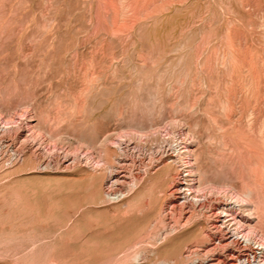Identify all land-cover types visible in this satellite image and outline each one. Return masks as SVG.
I'll use <instances>...</instances> for the list:
<instances>
[{"label": "rangeland", "instance_id": "1", "mask_svg": "<svg viewBox=\"0 0 264 264\" xmlns=\"http://www.w3.org/2000/svg\"><path fill=\"white\" fill-rule=\"evenodd\" d=\"M0 99V264L235 262L203 236L228 231L230 187L193 172L187 222L150 178L170 157L264 196V0H0ZM109 155L135 191L113 193Z\"/></svg>", "mask_w": 264, "mask_h": 264}, {"label": "bare ground", "instance_id": "2", "mask_svg": "<svg viewBox=\"0 0 264 264\" xmlns=\"http://www.w3.org/2000/svg\"><path fill=\"white\" fill-rule=\"evenodd\" d=\"M106 154L107 153H105V155ZM110 155L107 156V157L105 156L106 159H105V163L104 164L106 165V169L110 170L109 171L110 172V176L108 177V180L113 185L116 186V191H114L113 193L114 194H116V193L117 194L118 193L124 194L125 192L126 193L128 191L130 192L131 189H134V190H132V192L135 191L139 187L138 182L136 180V176L131 175L130 171L128 172V170H127L128 167L127 168L125 167L126 163L124 164V160H120V159L116 160L115 159V161H112L111 158H110ZM194 162H195V159H194ZM172 163H173V160L170 157H168L166 159H159L157 161V164L155 165V167H156V170H155L156 175L150 178L151 180L152 179L155 180L154 182L158 181V183H165V182L170 183L171 184L170 190H171L172 195L175 196V198H178V197L180 198L179 195H175V194H183V200L184 201L178 202L180 199L179 200L177 199L175 201L170 202V204H171V214L172 213L174 214L175 212H177L179 214V216H182L183 218L185 217L186 214H188V217H186V218H187V222H189L192 219V215L194 214L195 209H196V206L194 207V203L196 205V202L199 201V200H197L198 198L206 196V195L196 196L194 194L195 192L193 191V189H195L196 187H195V184L193 183V181L195 180V178H194L195 176H194L193 172L196 173L197 176H198V180L196 179L197 183H198V187H197L198 189L196 188L197 190H201V189L206 188L209 191H211L212 189H214V190L216 189L218 192H220V191H224L225 189L230 187V192H231L232 195L229 197V199H231L232 202L224 204V207L221 206L222 210H220V213L222 214V216H223V218L225 220V223H226V227L224 226V228H225V230H228V231L225 232L224 229L222 230L221 228L219 230H217L218 234L221 235L219 238L216 237L217 235L215 233L214 234L210 233L211 235L208 236V235L203 234V232H202V234L204 236V241H206L205 244H214V240L216 239L218 241V243H215L214 246L212 247L213 251L215 250V251H221L222 253H225V254L227 253L226 255L231 256V258H233L234 261H235V262H230L229 263L228 261H225L223 259L217 258L216 260H218L217 262L220 263V264H237V262H239V264H250L249 256L251 254L249 256H247L245 254H243V255L238 254L237 255L235 252H236V250L238 248L241 247L242 242L240 241V239L243 238L244 241H247V242L253 241L255 244H257L259 246V251L258 252H260V254H261L259 257H256L255 255H253L254 259L256 258L254 264H263L264 263V259H263L264 258L263 257L264 256V196H262V195H260L258 193V191L255 189V187L252 186V183H250L249 181L242 180V179L237 184V187L236 186H232L231 183H218V182H216L214 180H210V178L207 181L206 180L203 181L204 175L206 174L205 171L202 172L200 167L199 168L196 167L195 169L192 168V166H193L192 164L189 165V166H185V167H187V169H185L183 171L185 175L183 174L184 176L179 178V176L177 175L178 173L174 174L175 168L173 167L174 165H172ZM185 163L186 164L190 163V161H187ZM130 175H131V177H130ZM213 176H214V174H213ZM177 178H178V180H177ZM198 206H200V210L199 209L198 210L201 211V212L206 207H208V206H206L203 203L201 204L200 202L198 203L197 207ZM208 208H210V207H208ZM236 210H243L244 211V213L241 216V219L240 218L239 219L236 218V216H235ZM213 211H212V208H211V209H209L208 213H211L213 215L215 213ZM203 215H205V217H206V214H202L201 213V216H203ZM212 217L213 216H211V218ZM217 217H220V216L218 215L214 219H216ZM201 219H204V218H201ZM252 219L256 220V223L254 225H252L251 222H250V220H252ZM193 220H195V219H193ZM231 221H235V222H234V224H231V226H230ZM208 222H206V223H208ZM178 224H179V222H178ZM211 225H213L214 228H217V226L215 224H213L212 222H211ZM184 226H185V224H184ZM196 226H195V229H196ZM232 226H234V227L231 228ZM193 227H194V225H193ZM242 229L250 231V233H252V235H253V233L258 232L255 235L259 236V233H260V236H259L260 240L256 241L253 237H251L249 235H245V234L243 235L242 234V231H243ZM174 230H175V228L171 227L169 230H165L161 234H164V237H167L169 234L170 235L171 234L175 235ZM207 230H208V228H207ZM181 233H185V232H181ZM227 234H231L230 237H226ZM190 235H189V237H190ZM240 235H241V238L239 239L238 237ZM178 236H180V235L178 234ZM182 236H183V234H182ZM214 237H216V238H214ZM222 237H224V238H222ZM196 238H197V236H196ZM175 239H177V238H175ZM228 239H231V240L229 242H225ZM190 240H191V238H190ZM114 250H115V248H114ZM122 256H123V254H122ZM137 257H138V255H137ZM250 257H252V256H250ZM134 258H135V256H134ZM94 259H95V257L92 258V257L88 256L87 259L84 260L85 262H83V263L84 264H90V263H92V261L94 262ZM96 259H97V257H96ZM112 262H114V261H112ZM190 264H208V262L206 260H203L201 257L198 256V257H196V260L191 262ZM210 264H212V263H210Z\"/></svg>", "mask_w": 264, "mask_h": 264}]
</instances>
